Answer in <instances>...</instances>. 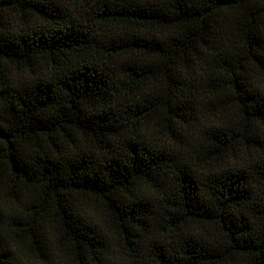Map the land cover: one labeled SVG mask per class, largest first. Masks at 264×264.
I'll use <instances>...</instances> for the list:
<instances>
[{
    "label": "trees",
    "instance_id": "1",
    "mask_svg": "<svg viewBox=\"0 0 264 264\" xmlns=\"http://www.w3.org/2000/svg\"><path fill=\"white\" fill-rule=\"evenodd\" d=\"M0 264H264V0H0Z\"/></svg>",
    "mask_w": 264,
    "mask_h": 264
}]
</instances>
